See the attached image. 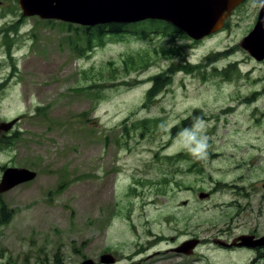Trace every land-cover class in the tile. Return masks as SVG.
Here are the masks:
<instances>
[{"label":"rangeland","instance_id":"obj_1","mask_svg":"<svg viewBox=\"0 0 264 264\" xmlns=\"http://www.w3.org/2000/svg\"><path fill=\"white\" fill-rule=\"evenodd\" d=\"M248 22L195 41L144 21L132 29L138 34L90 48L77 25L25 17L17 0H0V123L18 119L0 131L10 142L0 143V182L6 168L37 174L0 194V258L113 264L101 262L111 255L117 264H152L161 257L147 256L170 247L176 230L183 239L185 212L230 236L246 233L247 216L232 225L238 213L211 206L231 203L226 189L211 203L182 202L187 183L208 191L245 173L236 165H244L252 124L241 99L264 79V64L238 47ZM161 74L169 81L149 96ZM196 121L207 149L194 157ZM252 256L221 252L212 261Z\"/></svg>","mask_w":264,"mask_h":264},{"label":"flooded vegetation","instance_id":"obj_2","mask_svg":"<svg viewBox=\"0 0 264 264\" xmlns=\"http://www.w3.org/2000/svg\"><path fill=\"white\" fill-rule=\"evenodd\" d=\"M263 10L264 0H239L231 13H226L223 28L219 32L229 33L236 25L240 26L243 20H249L245 28H242L245 35L248 36L256 28ZM242 41L238 47L246 52L251 61L256 65L264 64V56L256 57L248 50L243 49L241 46ZM260 46L264 48V45ZM261 83V87L252 88L241 99L245 101L248 121L252 124V133L248 135L246 141L248 145L245 156H243L244 165H236L237 170L245 167V173L241 174L243 172L237 171L240 175H237L235 181L231 184L223 183L224 188H219L221 183H218L215 188L207 191L194 189V187L188 186L187 183L183 190L186 197L182 205L189 208V203L194 202L195 204L199 200L203 204L211 203L218 192L221 193L223 189H226L227 193L233 198L231 203L212 204V208L224 207L233 211V213H238L236 219L230 217L231 224L235 223L236 226H242L247 216L248 231L240 235L230 236L227 231L221 229L219 224H213L210 228H207L204 222L210 224L211 221L199 222L197 215L185 212L183 216L184 229L181 230L183 239L178 240L180 233L176 230L178 234L169 237L172 242L170 247L165 251H154L147 256L146 261L153 257H161V260L152 264H162L163 261H167L166 264H219L218 260L214 262L212 260L217 259L218 254L221 252L235 255L238 252L247 251L253 255L247 264H264V79L261 80ZM255 85L258 84L255 83ZM240 214L241 216L244 214V219H238ZM154 245L156 246V243ZM153 247H148L146 250ZM139 253L141 252H137V255ZM113 257L115 260L113 264H117L120 258ZM0 264L21 263L20 261L0 258ZM130 264L140 263L131 262Z\"/></svg>","mask_w":264,"mask_h":264},{"label":"water","instance_id":"obj_3","mask_svg":"<svg viewBox=\"0 0 264 264\" xmlns=\"http://www.w3.org/2000/svg\"><path fill=\"white\" fill-rule=\"evenodd\" d=\"M25 17H39L92 28L103 24H135L147 20L168 22L189 38L199 41L223 28L239 0H18ZM264 10L256 28L241 46L256 57L264 56ZM262 48V49H261ZM18 119L0 123V131L11 130ZM25 168H6L0 182V194L36 178ZM203 196V195H202ZM102 263H114L111 255H103ZM83 264H95L88 260Z\"/></svg>","mask_w":264,"mask_h":264},{"label":"trees","instance_id":"obj_4","mask_svg":"<svg viewBox=\"0 0 264 264\" xmlns=\"http://www.w3.org/2000/svg\"><path fill=\"white\" fill-rule=\"evenodd\" d=\"M18 1V0H17ZM149 21V23L153 24V25H159V29H161V32H156V33H161L165 36L169 35V34H178V35H182L186 37V34L180 30L179 28L175 27L174 25L165 22V21H161V20H147ZM144 22V21H143ZM146 22V21H145ZM139 23H135V24H117V23H111V24H103V25H97L95 27L92 28H87V27H81V26H77L74 27L75 30H77L79 27L82 29L83 33L82 36L80 37V41L85 38L87 43L89 44V47L91 48V44L93 41H102L104 39V37L106 36H121V35H125L128 33H135L138 34V31H133L132 29L135 28L137 25H139ZM70 27H73L72 24H69ZM75 48L80 52L83 50V48H81V45L76 43ZM81 53V52H80ZM165 74H161L158 77H155L153 79L154 81V86L153 89L149 91V96L155 94L158 91V88H162L168 81L169 79L165 77ZM190 126L189 121H184L181 124V127L183 129H188V127ZM174 132H176V129L173 131V135ZM4 139L2 141H0V143H10L9 141H7V139L5 138V136L3 137ZM4 213V212H2Z\"/></svg>","mask_w":264,"mask_h":264},{"label":"clouds","instance_id":"obj_5","mask_svg":"<svg viewBox=\"0 0 264 264\" xmlns=\"http://www.w3.org/2000/svg\"><path fill=\"white\" fill-rule=\"evenodd\" d=\"M199 124H200L199 121H196L193 124V129H195L201 133V136L199 138H197V136L195 135L194 132L192 134V139H193V141L196 142V149L192 150V155L194 157H196L198 155L202 156L206 152V149H207V141L203 135V133L205 132V129L202 127H198ZM188 132H189V130L185 129L184 133H181V135H184L185 133H188Z\"/></svg>","mask_w":264,"mask_h":264}]
</instances>
